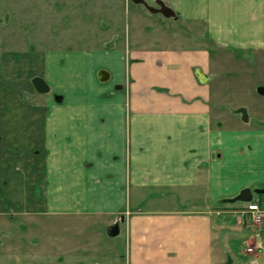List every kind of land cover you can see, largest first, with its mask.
<instances>
[{
  "label": "crops",
  "instance_id": "0c3cea01",
  "mask_svg": "<svg viewBox=\"0 0 264 264\" xmlns=\"http://www.w3.org/2000/svg\"><path fill=\"white\" fill-rule=\"evenodd\" d=\"M144 1L174 12L167 19L136 10L150 41L46 54L38 77L48 94L33 96V106L3 95L2 115L12 101L28 120L0 118V155L11 146L26 156L23 171L0 175V211L32 203L55 218L104 217L128 239L117 263L264 264V253L246 252L264 235L252 234L244 204L231 202L252 184L221 166L225 152L259 146L264 118L254 110L247 122L240 111L224 117L219 91L222 67L264 68V0Z\"/></svg>",
  "mask_w": 264,
  "mask_h": 264
},
{
  "label": "rangeland",
  "instance_id": "374dc122",
  "mask_svg": "<svg viewBox=\"0 0 264 264\" xmlns=\"http://www.w3.org/2000/svg\"><path fill=\"white\" fill-rule=\"evenodd\" d=\"M142 1L148 7H157L156 3ZM136 10L153 16L144 5L132 0H0V105L6 102L4 94L10 100L20 96L21 105L35 104L33 96L38 93L31 80L38 77L46 54L123 48L136 37L150 41L153 34L147 28V22L135 24L133 14ZM168 22L173 25L171 20ZM174 26L179 36L188 35L186 28ZM260 67L252 70L243 66L221 68L219 91L224 97V117L232 118L230 111L251 113L254 110L264 118V96L257 93L258 88L264 87V68ZM54 95L59 97L55 92ZM15 107L18 109L16 114L13 113ZM22 110L10 101L4 110L6 115L0 112V118L23 124L28 116ZM261 140L259 146L254 141L250 153L225 152L222 156L224 171L235 176L234 182L241 179L252 184L251 191L260 186L254 183L264 182V138ZM228 145L231 147L232 144ZM17 149L24 153L26 148ZM9 152V157L0 155V175L12 172L14 167L23 171L22 161L26 156L18 155L11 146ZM9 158L10 162H7ZM14 159L13 165L11 160ZM38 191L35 189L33 196H37ZM26 195L13 194L11 197L19 201L28 199ZM0 202L6 207L2 196ZM27 207L28 210H24L26 205L12 203L10 214L0 211V264H125L124 259L120 263L115 260L116 255L124 258L128 252V239L121 225L120 234L110 237L108 232L114 225L107 226L104 217L55 218L44 214L32 203ZM245 225L253 228L252 234L264 235V222L258 227L247 221ZM256 253L264 252L258 250Z\"/></svg>",
  "mask_w": 264,
  "mask_h": 264
},
{
  "label": "water",
  "instance_id": "95a60500",
  "mask_svg": "<svg viewBox=\"0 0 264 264\" xmlns=\"http://www.w3.org/2000/svg\"><path fill=\"white\" fill-rule=\"evenodd\" d=\"M133 3L136 4H142L144 5L151 13L153 14H160L164 18H174V12L171 11L164 3L157 1L156 5L157 7H148L145 2L142 0H132ZM98 81L99 82H105L108 80L109 75L106 71H100L97 74ZM204 82V80H201ZM31 84L35 92H37L40 95L48 94L49 93V87L48 85L44 82L43 79L39 77H35L31 80ZM257 93L261 96H264V87H260L257 89ZM54 100L57 102H60V99H57L54 97ZM242 114V121L247 122V116L246 112L240 110ZM254 195H264V188L258 189L256 191H251L249 189H243L239 192L238 196H236L234 199L231 200V202H241V203H246L252 200ZM110 237H115L118 235V225H114L110 228L108 232Z\"/></svg>",
  "mask_w": 264,
  "mask_h": 264
},
{
  "label": "built area",
  "instance_id": "2783aa9c",
  "mask_svg": "<svg viewBox=\"0 0 264 264\" xmlns=\"http://www.w3.org/2000/svg\"><path fill=\"white\" fill-rule=\"evenodd\" d=\"M241 215L251 225L256 227L262 225L264 222V195L255 197L251 201L244 203ZM258 250L264 252V244L262 242H258L252 247L246 248L247 253L256 252Z\"/></svg>",
  "mask_w": 264,
  "mask_h": 264
},
{
  "label": "trees",
  "instance_id": "16d2710c",
  "mask_svg": "<svg viewBox=\"0 0 264 264\" xmlns=\"http://www.w3.org/2000/svg\"><path fill=\"white\" fill-rule=\"evenodd\" d=\"M57 99H60V96L59 97H57V96H55ZM57 102V101H56ZM258 197H260V196H258Z\"/></svg>",
  "mask_w": 264,
  "mask_h": 264
}]
</instances>
